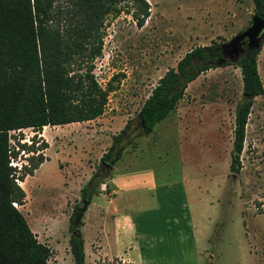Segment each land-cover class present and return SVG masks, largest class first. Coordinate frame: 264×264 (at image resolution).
<instances>
[{"label": "rangeland", "instance_id": "374dc122", "mask_svg": "<svg viewBox=\"0 0 264 264\" xmlns=\"http://www.w3.org/2000/svg\"><path fill=\"white\" fill-rule=\"evenodd\" d=\"M146 1L149 16L142 27L123 11L103 22L101 56L92 73L112 90L101 117L46 128L44 149L41 132L10 133L12 164L20 172L28 159H42L15 183L24 195L16 209L48 249L47 264H73L67 219L74 204L83 208L80 190L95 176L100 184L91 201L100 204L95 196L107 194L115 180V190L124 184L128 199L119 200L117 191L115 205H128L138 233L148 234L151 244L143 254L153 264H264V39L256 56L263 92L252 100L237 173L229 171V155L241 78L229 59L189 83L176 108L150 135L136 138L113 167L99 163L127 120L137 126L140 106L167 69L193 47L228 42L252 14L251 0ZM96 216L92 205L79 227L84 264H126L95 255Z\"/></svg>", "mask_w": 264, "mask_h": 264}, {"label": "trees", "instance_id": "16d2710c", "mask_svg": "<svg viewBox=\"0 0 264 264\" xmlns=\"http://www.w3.org/2000/svg\"><path fill=\"white\" fill-rule=\"evenodd\" d=\"M251 3L252 14L264 22V0ZM120 11L142 27L149 4L146 0H0V264H47L49 253L16 209L24 195L15 183L42 159H28L29 167L21 172L9 165L13 154L10 133L23 129L40 133L45 126L85 123L103 115L112 88L109 83L104 88L97 83L93 61L101 56L105 18ZM260 48L246 51L233 63L240 72L242 96L234 109L229 155L233 173L240 169L252 100L263 92L256 66ZM221 57L219 45L197 46L167 69L140 106L137 126L127 120L111 136L99 158L101 167L110 169L136 138L150 135L183 99L187 85L214 68ZM46 147L44 142L39 145ZM99 184L95 176L88 180L80 190L82 205L90 202ZM81 218L79 205L74 204L67 219L73 264H84Z\"/></svg>", "mask_w": 264, "mask_h": 264}, {"label": "crops", "instance_id": "0c3cea01", "mask_svg": "<svg viewBox=\"0 0 264 264\" xmlns=\"http://www.w3.org/2000/svg\"><path fill=\"white\" fill-rule=\"evenodd\" d=\"M46 128L50 127H43L40 136H42V138L45 140V144L48 145V132H44ZM125 163V170L128 171L129 165L131 166V163L129 161H126ZM112 170L117 169H115L114 167L112 168ZM114 181L115 180H113V182ZM113 182L110 183V185L107 187V194L104 195L102 193H98L95 196L96 199L99 200L98 202H100V204H96V201L93 204V202L90 200L84 211L85 213L92 205L96 208L97 216L95 218L96 222L94 224L95 239L93 240V242L96 243L95 255L97 257H101L102 259H106V261L115 258L121 260V258H123L125 259L126 264H153L152 259L143 254V249L147 250L148 247L150 248L151 241L149 240L148 234L138 233L134 220L128 212V205L124 208H118V206L115 205V201L117 200L115 194H117L116 192L118 190H115ZM124 186V184L121 185V189L119 188L117 195L119 197V200H123L126 202L128 201V199L127 197H124L127 196V192L124 190ZM182 197L183 201H186V197L185 195H183V192ZM83 216L81 219L82 222ZM81 227H83V223ZM81 237L83 239L82 233ZM191 238H194L192 232Z\"/></svg>", "mask_w": 264, "mask_h": 264}, {"label": "water", "instance_id": "95a60500", "mask_svg": "<svg viewBox=\"0 0 264 264\" xmlns=\"http://www.w3.org/2000/svg\"><path fill=\"white\" fill-rule=\"evenodd\" d=\"M263 39L264 22L254 14H251L248 25L235 36H233L228 42L222 44L219 47L222 57L217 65H221L225 59H229V61L232 62L236 61L243 53V46L247 52L257 50L260 47L261 41ZM87 205V202L83 203L81 213Z\"/></svg>", "mask_w": 264, "mask_h": 264}, {"label": "bare ground", "instance_id": "6f19581e", "mask_svg": "<svg viewBox=\"0 0 264 264\" xmlns=\"http://www.w3.org/2000/svg\"><path fill=\"white\" fill-rule=\"evenodd\" d=\"M12 165L15 166L14 164H12ZM21 185H22V188H25L26 187V182H23Z\"/></svg>", "mask_w": 264, "mask_h": 264}, {"label": "built area", "instance_id": "2783aa9c", "mask_svg": "<svg viewBox=\"0 0 264 264\" xmlns=\"http://www.w3.org/2000/svg\"><path fill=\"white\" fill-rule=\"evenodd\" d=\"M12 162H13V159H12V158H10V163H9V165H11V164H12Z\"/></svg>", "mask_w": 264, "mask_h": 264}]
</instances>
